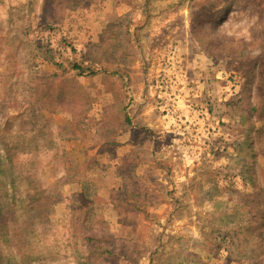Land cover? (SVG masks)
<instances>
[{
    "label": "rangeland",
    "instance_id": "rangeland-1",
    "mask_svg": "<svg viewBox=\"0 0 264 264\" xmlns=\"http://www.w3.org/2000/svg\"><path fill=\"white\" fill-rule=\"evenodd\" d=\"M43 4L0 0V264H264V0Z\"/></svg>",
    "mask_w": 264,
    "mask_h": 264
},
{
    "label": "trees",
    "instance_id": "trees-1",
    "mask_svg": "<svg viewBox=\"0 0 264 264\" xmlns=\"http://www.w3.org/2000/svg\"><path fill=\"white\" fill-rule=\"evenodd\" d=\"M81 3V0H44V17L47 21H53V22H59L61 19V15L65 14L66 11L68 12L69 10H73L77 7V4ZM75 4V5H74ZM78 68V67H77ZM14 99V97L12 98ZM24 125V124H23ZM36 128V125H32V129ZM25 129V125H24ZM7 146L5 147V152H6V158L4 161L0 160V173L1 174H7V175H12L14 172L13 167L16 166L17 164V159H15L13 153V149H10L8 147L9 145L6 144ZM19 151V148H15V150ZM6 164H2L3 162ZM4 167H8L7 169H4ZM10 175V176H11ZM23 180H21L24 185H26L27 188H30L32 190H35V183H34V176L33 175H22ZM11 182L14 184V180L11 179ZM8 189L4 186L0 189V237L6 238V239H13L19 236V239H22L23 237V232L20 231L15 234L9 233L8 230V222L14 219V216L17 215V211L14 210L12 203L9 202L8 196H6V191ZM28 196V207H31L34 205L31 209V211L37 212L39 214L40 209L38 202H43L46 197H42L39 195V193H30ZM23 241V240H22ZM21 241V242H22ZM22 244V243H21ZM20 242L19 244L14 243L15 248H19V251L23 248V245H21ZM0 260L4 262V260H7V257H5L3 250L0 249Z\"/></svg>",
    "mask_w": 264,
    "mask_h": 264
}]
</instances>
